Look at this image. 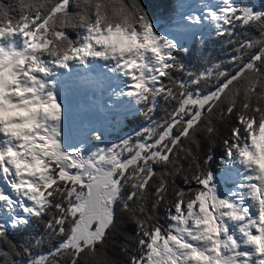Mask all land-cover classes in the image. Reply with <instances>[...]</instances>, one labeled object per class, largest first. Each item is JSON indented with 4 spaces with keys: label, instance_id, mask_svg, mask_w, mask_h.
Instances as JSON below:
<instances>
[{
    "label": "snow or ice",
    "instance_id": "obj_1",
    "mask_svg": "<svg viewBox=\"0 0 264 264\" xmlns=\"http://www.w3.org/2000/svg\"><path fill=\"white\" fill-rule=\"evenodd\" d=\"M206 13L221 35H234L237 23L260 31L258 40L240 42L229 61L234 71L222 63L186 70L177 43L154 30L138 3L18 0V15L0 4V179L12 190L0 186V208L22 213L12 220L16 227L51 213L46 227L63 238L29 264H63L64 257L67 264H111L102 248L117 207L138 235L139 254L128 264H264V13L233 0ZM187 20L199 24L201 17ZM70 29L83 31L73 39ZM97 58L126 78L129 90L116 95L150 114L161 99L175 107L135 140L86 154L62 140L57 69ZM212 80L214 90L205 91ZM225 103L240 125L226 152L244 167L243 182L221 197L213 175L200 168L186 177L199 187L170 196L168 176L183 171V141L194 139ZM206 130L214 131L210 123ZM150 197L153 210L168 202L167 228L149 209ZM6 238L0 223V239Z\"/></svg>",
    "mask_w": 264,
    "mask_h": 264
},
{
    "label": "trees",
    "instance_id": "obj_2",
    "mask_svg": "<svg viewBox=\"0 0 264 264\" xmlns=\"http://www.w3.org/2000/svg\"><path fill=\"white\" fill-rule=\"evenodd\" d=\"M178 0H127L128 3H138L147 12L153 24L159 23L156 32L160 33L166 26H170L175 19ZM256 3L260 13H264V0H250ZM0 4L12 11L13 15H18V0H0ZM82 29H70L73 39H78ZM260 31L257 27H240L237 23L235 34L229 36L221 35L219 31H213L207 38H195L190 47L186 50L180 49L177 54L178 59L185 65L186 70L198 71L210 67L214 63H222L229 71H234L237 67L229 63L231 58L237 55L236 49L240 42L245 40H258ZM247 58V57H246ZM175 76L187 79L181 72H174ZM166 82V81H165ZM215 80L209 82L205 91L214 90ZM175 102L165 103L162 99L159 102L155 113L146 111V119L140 125L125 127L123 132L133 133L152 126L153 121L166 119L173 111ZM227 105L222 104L210 118L195 133L194 139L184 140V151L179 154V165L183 171L179 174L168 176L169 195H173L175 190L183 188L185 191L199 187L194 180H187L192 171H199L202 168L212 175H220L227 168L231 161L226 152V141H232V129L239 127L235 115L227 113ZM210 123L214 129L209 133L207 125ZM199 166L197 168L196 166ZM159 173L160 166H156ZM150 197L147 201L150 210L154 211L156 219L165 228L171 221L168 215V202L160 204L156 209H152ZM117 219L115 227L110 229L106 243L102 248V254L111 264H128L129 258L133 254H139L136 241L138 239L136 225L129 219L128 214L120 207H117ZM174 212V209H173ZM51 218V213L45 214L41 218L30 217L26 225L18 226L7 231V238L0 239V264H29L32 257L47 255L55 250L61 242L62 237L57 233L53 234L46 227L47 221ZM63 264H67V257L63 258Z\"/></svg>",
    "mask_w": 264,
    "mask_h": 264
},
{
    "label": "rangeland",
    "instance_id": "obj_3",
    "mask_svg": "<svg viewBox=\"0 0 264 264\" xmlns=\"http://www.w3.org/2000/svg\"><path fill=\"white\" fill-rule=\"evenodd\" d=\"M185 2L186 0H180V10L175 25L159 33L174 40L177 46H183L184 44L188 46L196 36L208 35L213 30L219 31L215 24L208 18L207 13H204V10L197 11V15H192L190 11H183L182 8ZM233 2L237 7H248L260 13L258 5L250 3V0H233ZM210 5L211 8L219 9L222 6V0H213ZM188 16H200L201 22L199 24H192L187 20ZM153 26L155 30L157 25ZM98 59H90L89 63L95 62ZM73 66H76V64L73 63ZM85 69L81 68L82 71H85ZM62 70L57 69L59 74ZM75 81L77 80L75 79L69 82L73 84ZM71 84L67 85V87L73 88L75 91L74 86L72 87ZM98 97L96 96L92 99L83 97L73 100L58 92V100L62 105L63 112L61 127L62 140L70 147L84 148L86 154L95 152L100 148L111 147L125 139L133 138L130 134L123 133L124 122L125 119L131 118L139 111L140 104L126 97L121 101L118 112L111 110L107 114L108 105L106 103L100 105L97 101ZM87 104L89 105L86 106ZM124 105L128 106L127 110L124 109ZM98 133H100V137L97 136ZM240 167L241 165L235 162L231 171L222 176L219 183L216 184L221 197L237 191L238 185L241 183L240 178H242L239 173ZM243 172L244 169L242 168ZM16 214L22 213L18 210ZM16 214L3 215L0 217V223L6 224L7 227L12 225V220L15 219ZM13 227L16 226L12 225Z\"/></svg>",
    "mask_w": 264,
    "mask_h": 264
},
{
    "label": "bare ground",
    "instance_id": "obj_4",
    "mask_svg": "<svg viewBox=\"0 0 264 264\" xmlns=\"http://www.w3.org/2000/svg\"><path fill=\"white\" fill-rule=\"evenodd\" d=\"M68 77L70 78L71 76H68ZM123 78L124 77L121 76V81H122ZM69 84H71V83L69 82ZM67 85H68V83L65 84V87L66 88H68ZM83 91L84 90H82V89L80 90V89L75 88V92L76 93H81L82 94ZM243 169H244V167H243ZM243 173L245 175L247 174L246 171H245V169H244V172ZM0 186H3L5 188V190H7L9 193L12 192L11 188L2 179H0ZM9 214H11V212H9L7 209L0 208V217H2L3 215H9Z\"/></svg>",
    "mask_w": 264,
    "mask_h": 264
}]
</instances>
